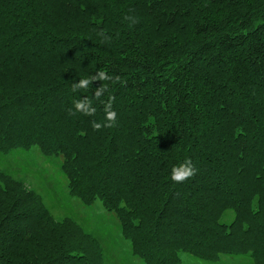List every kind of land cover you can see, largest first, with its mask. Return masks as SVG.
I'll return each mask as SVG.
<instances>
[{
    "label": "trees",
    "instance_id": "trees-1",
    "mask_svg": "<svg viewBox=\"0 0 264 264\" xmlns=\"http://www.w3.org/2000/svg\"><path fill=\"white\" fill-rule=\"evenodd\" d=\"M35 150L142 264H264V0H0V264H104L9 172Z\"/></svg>",
    "mask_w": 264,
    "mask_h": 264
},
{
    "label": "rangeland",
    "instance_id": "rangeland-1",
    "mask_svg": "<svg viewBox=\"0 0 264 264\" xmlns=\"http://www.w3.org/2000/svg\"><path fill=\"white\" fill-rule=\"evenodd\" d=\"M36 152L28 156L7 158L8 170L21 179L27 188L39 194L43 204L57 219L66 215V206L73 215L101 243L104 264H142L130 254V245L120 231L113 212L106 211L99 200L83 205L67 194L65 180L59 172L60 157H43ZM21 165V167H19ZM220 264H240L233 258H221ZM189 264H204L190 262Z\"/></svg>",
    "mask_w": 264,
    "mask_h": 264
},
{
    "label": "clouds",
    "instance_id": "clouds-1",
    "mask_svg": "<svg viewBox=\"0 0 264 264\" xmlns=\"http://www.w3.org/2000/svg\"><path fill=\"white\" fill-rule=\"evenodd\" d=\"M127 18V16L125 17ZM100 76L108 79V77H104V71H100ZM96 79V77H91V78H84L81 79L79 84H74L73 85V91H75L78 88H86L90 82V80H94ZM106 90V86L97 89L95 95L96 98L99 99L100 98V92L101 91H105ZM89 105H91V101L85 99L83 101H75V108L78 111L83 112L86 115H93L95 114V108L94 107H89ZM104 110H105V114H106V123L101 125L98 122L93 121L92 123V127L94 130H99L102 126L103 127H107V128H112L115 126V120H116V112L114 110H112V102H111V97L109 98V101L107 103H105L104 105ZM196 173V168L195 166L192 164L190 159H185V161L179 166V167H174L172 169V175L171 178L173 181L176 182H182L190 177H192L193 175H195Z\"/></svg>",
    "mask_w": 264,
    "mask_h": 264
}]
</instances>
